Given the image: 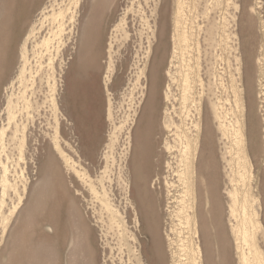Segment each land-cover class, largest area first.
Listing matches in <instances>:
<instances>
[{"label": "bare ground", "instance_id": "obj_1", "mask_svg": "<svg viewBox=\"0 0 264 264\" xmlns=\"http://www.w3.org/2000/svg\"><path fill=\"white\" fill-rule=\"evenodd\" d=\"M80 1L81 0H75L73 3L71 2L69 8L66 5V7L60 5L58 0H47L44 2V4L39 8L37 14V17L39 16L38 22L36 20L32 21L28 36L21 45L20 65L16 80L18 90H16L17 92L13 91L16 97L11 98L8 101V127L5 128V126H1L0 128V166H2L5 173V177L3 179V193L6 196L8 195L11 199H9L10 203H6L4 200L0 201V246L1 242L5 239L7 231L9 230L10 232H8L9 235L4 246L0 247V264H49L48 261L51 258L49 259L48 254L50 251L48 250L49 246L47 247L46 240L50 236V242L57 244V241L61 239V233L59 231L60 223H62L60 213H62L64 203L62 202L63 199L60 195L58 187L56 188L54 186L56 182L58 184L62 183L61 181L63 177L60 178L59 165L57 163L56 156L54 155L55 153L53 154L51 150H47L48 152L45 159L46 163L43 165L45 162L44 160L43 164L39 167L37 180L32 184L28 193V198L20 209L23 198L27 195L26 191L29 180L24 163L25 153L28 138L33 134L32 131H36L35 129L37 127H41L43 122H45L50 129L48 132L46 131L44 133V137H47L49 140L46 145L47 148L51 146L55 147L57 151L63 155L65 160H68V158H66V155L63 154L64 150L61 148V120L65 118V122L68 121L70 123L68 125H70L72 134L75 135L77 133L80 135L82 140L84 138L82 126L76 124L73 119L74 112L73 109H71L70 102H73L77 94V88L74 83L75 74L77 73V64L83 61V58L84 60L86 59L88 63H95L99 56H97L95 49L92 45H90L92 42V39L90 38L92 37L90 24H92V17L94 16L93 9L97 6V0L84 1L85 11L80 22V28H78L79 26L75 27L76 31H74L75 37L76 34L79 36V46L75 51L76 60L72 61L66 76L63 75V73H65L64 68L66 66V64L62 65L63 61L60 62V72L57 75L55 74V65L53 64L50 66L48 71H45V67L41 66L39 74L32 76V74L28 72V42L32 37H36L40 34L42 28L44 27V22L48 20L53 27L50 30L51 33H48L49 35L44 36L41 40V46L49 50L52 46L53 39H62L68 24L71 26L74 24L73 26H75L78 23L74 12H71L70 10L73 8L75 9L73 6H76V4L80 3ZM99 1H101V3H106L108 0ZM215 2L219 5L220 0H215ZM256 4L259 5L260 2L257 1ZM232 5L235 8V12L232 13V17L230 18L231 20H229L230 27H228L229 25H227L226 22H224V27L221 28V32H223L222 35L225 36V34L229 32L228 35H226L227 40L223 42V39L220 37V42L215 44L216 60L213 68L215 71L214 80L219 81V85L225 88V90L227 89V84L225 78L226 69L223 67V63L225 61L223 54L226 51H221L229 50V53L231 54L233 50H235V43L236 46L239 45L242 49L244 45L250 44V40H252V38H255L254 33L256 32V20L254 15H252V11V14H248V17L245 16L246 14H241L240 17V15L236 13L240 9L238 2L232 0ZM130 7L134 10L133 5ZM186 7V0L177 1V10L174 14L175 23L173 26H175V34L172 35L173 47L171 58L177 57L178 59L181 57L182 60L181 70L177 67L176 68L179 72H181L180 79L183 82L182 98L184 108L186 109V105L190 99L195 109H193L192 106L188 111H186V115L182 117L180 123L175 120L170 112L167 113L162 122V126L165 129L169 132L173 131L172 140L169 139V137L163 139V150L167 152L169 156L174 155L172 159H175L176 164V167H174L171 161L167 160L165 162L167 173L164 178V182L166 186L167 199H171L170 194H173L172 190L175 188V183L172 179H170V177L175 175L177 182L182 187L181 195L179 196L180 201L178 208L181 224L190 225L192 218H198L197 221L193 220L194 222H197V224L199 223V232L202 242L197 244L193 264H264V248L258 245L257 240V235L261 232L264 242V124L261 123L259 118V108L254 101L253 91L249 85V80H247L246 93L248 102L247 109H239L238 111L241 117H237L234 121V109H226V103L221 101L222 97H217L218 94L216 95L215 92L213 93L215 94V100L210 97V109H207L203 115L201 109V98L198 96L200 98L199 104H196L195 98L197 80L194 76V64L191 63V60L193 59L191 58V55L194 46L192 43L193 33L188 30L189 25L187 26L188 23L186 22ZM137 9H139V7L136 8V10ZM150 10L151 21L147 22L148 28L150 29L148 46L146 48L147 58H151L153 42L158 38L152 57L150 82L147 89H145V86L142 87L140 95L133 106L132 113L126 119V122L119 126H117L114 122V94L112 93L110 83L115 70V66L113 64L115 52L114 42H116L119 37L123 40H127L130 35L126 17L127 13H125L116 25L115 33L110 41L109 62L107 66L108 70L104 77V87L107 96L105 108L106 120L111 127L110 129L115 130L113 132L114 136L110 139L109 146L113 148L114 145L118 144L119 148L120 146L122 147L118 157L114 156L112 161V166H115L116 161H118V183L121 186V189L125 191L126 198L129 200V204L131 206H135L137 201L142 203L141 200L144 199V197L143 195L141 196V194L143 193L147 201L145 202L143 200V203L145 202V205L149 204L150 210L152 211V214H154L157 205H159V197H156L159 192L154 188L147 190L146 185L153 170L156 176L159 174L156 170V166H159L161 153L157 150V146L158 143H160L161 138L160 135H157L156 133L162 134V132H160L161 127L158 121L160 116L161 78H163L162 75H160V71L164 60H167L164 59V57L168 44L166 34L169 24L167 19L169 9H165L166 11L163 14L164 19L160 24L158 35L156 32L158 27L157 18L159 17L157 2H155L153 8ZM139 13L141 12L139 11ZM207 22L209 21L207 20ZM213 29H215L214 24ZM71 30L73 31V28ZM212 33L213 30L211 27L210 34L212 35ZM200 35L201 34H199V36ZM75 40L76 38L74 39L73 48L76 46ZM37 44L38 43H36V46H38ZM196 46V50L201 53L200 39L197 40ZM218 47L221 48V51ZM173 60L174 59H171L169 61L171 65L174 63ZM227 62L230 67L233 65L232 60L230 61L229 59ZM177 63H179V60ZM198 65L201 67L200 62ZM262 66L264 70V64ZM136 69L138 70L137 72L139 75L144 76L146 74L145 68H140L137 65ZM199 71L201 70L199 69ZM167 75H169L171 80H177V77L173 74L171 68L169 67ZM201 76L202 75L199 74L198 80L201 86H205L203 84L204 78L202 79ZM232 76L234 77V74H232ZM46 77L48 79L46 83H48L50 87L49 95L44 94L43 85ZM139 79L138 82L140 81ZM94 80L96 82V79H93L92 81ZM10 84L13 87L15 85L13 81H10L4 88L5 92L10 89ZM96 84L94 83L93 85L97 88L98 85ZM233 87H235V84L232 85V89ZM166 89L167 91H164L165 97L169 100L172 96L171 87L168 85V88ZM61 90L65 91V97L62 102L64 106L68 107V109L59 108L58 97ZM94 90L95 92H98L99 89ZM210 90L212 92L214 91L211 88ZM233 92L235 93V105H237V107H241V105H243L244 107V103L241 104V101L245 98L242 96V92H240L237 87L233 89ZM86 98L90 99L91 97L88 96ZM47 103L50 105L51 109H45V107H47ZM102 104L104 103L102 102ZM168 111L169 110L167 109V112ZM209 111L212 115V123L209 120L210 117H208ZM17 113L21 116L23 115V117L25 116L24 121H19L17 119ZM228 115L230 116L229 120ZM7 129H11L10 141L13 142L14 149H18L20 155L19 159L23 161V166L20 171L21 182L23 185L22 189L20 187L18 188L16 183H12L8 175V172L10 171L8 166L10 155L6 154V150L4 149L5 144L3 143ZM121 137H124V140H121ZM224 138H229L231 143L229 150L226 152L223 151V147L218 145L223 142ZM234 145L237 149V152L235 153L239 174L237 186H234V179L232 177L234 170ZM70 147L73 148L72 145H70ZM2 150L5 152V159L2 158ZM91 150L93 152V146L91 147ZM226 154H228L230 158H228ZM93 158L94 154L92 153L87 159L93 162ZM70 159V163L72 164L71 166L77 170L73 158L71 157ZM221 161H223V171L225 172V175L228 176L229 183H231L230 187H222L221 185ZM256 165L260 167L259 173L257 172L258 174L254 173ZM131 178L133 180L132 185ZM254 180L255 184L253 185ZM72 182L73 177H71L70 180V183ZM101 186H103V198L101 200V218L103 220V225L107 226L108 229H116L118 234L119 250L122 252L124 238L119 235L121 232L119 224L120 220L117 221L116 219V216L120 217L122 212L119 207L117 209L116 206L111 203L112 199L109 197L110 194L108 193V188L105 187L104 183ZM129 187H132V189ZM222 189L225 190L226 196L230 200L227 223L224 219V205L222 202V197L224 195ZM11 192H14L12 197L10 195ZM66 200H69L67 201V205L69 206L67 211H70V216L67 217V227L70 230V242L73 240L76 243L80 242L79 238L81 236L78 234L79 227L83 229V235L86 232V236H83L82 243L84 249L85 238L86 264H89V238L87 235V223H85V220L76 205V198H72L70 196V198H67ZM204 200L205 203H203ZM166 207L167 210H170L168 201ZM123 213H125V211H123ZM104 214L108 215V220L106 221L103 217ZM261 215L263 216L262 218ZM15 216H17V221L14 225H12L13 227H10ZM33 223L39 224V237L37 240H34L31 235V226ZM154 223L156 224L153 219V224ZM46 225L49 227H53L54 225L55 229L58 230L56 231L54 238L52 235L46 233L49 235L47 236L43 233L42 228ZM172 229L173 228H171V230ZM196 231L198 233V229ZM165 237L167 239L168 248L172 251V253H174V249L172 248V242L174 241H172L171 233L168 229L165 231ZM151 242V254L149 253L150 263L165 264V255L162 252V249H160L157 232L154 231V229L152 231ZM90 244L92 245V243ZM182 246L184 250V243H182ZM51 250L55 257L60 256L59 247L52 248L51 246ZM90 255V264H94L95 259L93 254L90 253ZM175 255H172L171 264H175Z\"/></svg>", "mask_w": 264, "mask_h": 264}, {"label": "rangeland", "instance_id": "obj_2", "mask_svg": "<svg viewBox=\"0 0 264 264\" xmlns=\"http://www.w3.org/2000/svg\"><path fill=\"white\" fill-rule=\"evenodd\" d=\"M46 1L47 0H0V128L1 126H5V128L8 127V122H9L8 111H7L8 101L11 98L16 97L13 91L17 92L16 90H18L17 89L18 84L16 83V80H17L18 68L20 65L21 45L28 36L32 21L36 20L38 22L39 16L37 17V14L39 8ZM74 1L75 0H58L60 5L62 6L66 5L68 8L70 7L71 2L73 3ZM84 1L85 0H81L80 3L76 4V6H73L75 7V9L73 8L72 10H70L71 12H74L78 20V23L75 26H73L74 24L72 26L68 24L67 29L62 36V39L59 38L53 39L52 46L50 47L49 50L41 46V40L43 39L44 36H48L51 33L50 30L53 27L51 26L50 22H48V20L44 22V27L42 28L40 34H38L36 37H32L29 40L28 42L29 71L28 72L31 73L32 76H36L37 74H39V70L41 66L45 67V71H48L50 69V66L53 64L55 65V74L56 75L59 74L61 61H63L62 65L66 64L64 68L65 73H63V75L66 76V74L70 69L72 61L76 60L75 51L79 46V38H78L79 36L78 34H76L75 37L74 31H76L75 27L79 26L78 28H80V22L81 19L83 18V14L85 11ZM177 1L178 0H108L106 3L103 2L101 3V1L97 0V4H96L97 6H95V9H93L94 16L92 17V21H91L92 24H90L92 30L91 31L92 37H90L92 39V42L90 45H92V47L96 51L95 53L97 54V56L98 55L99 56L97 61H95V63H88V61H86V59L84 60L83 58V61L77 64L76 67L77 73L75 74L76 76L74 78L75 81L74 83L77 88L76 90L77 94L73 102L72 101L70 102L71 109H73L74 112L73 119L76 124L82 126L84 138L82 140L80 135H78L77 133L75 135L72 134L70 130V125H68L70 123L68 121L65 122L66 120L65 118L61 120L60 122L61 148L64 150L63 154L66 155V158H68V160L67 159L65 160L63 158V155H61L55 147L51 146L47 148L46 145L49 140L47 137H44V133L46 131L48 132L50 129L45 122L41 124V127H37L35 129L36 131H32L33 134L28 138L24 163L26 167L27 177L29 178V180L26 191L27 195L23 198V202L20 206V209L28 198V193L30 191V188L32 187V184L37 180L38 169L46 159V154L48 152L47 150H51L53 154L55 153L54 155L56 156V160L59 165V173L61 176L60 178L63 177L61 181L62 183L58 184L56 182L54 186L56 188L58 187L60 191V195L63 199L62 202L64 203V206L62 208V213H60L61 216L60 219L62 221L59 227L60 229L59 231L61 233V239L57 241V244L50 242L51 237L49 235H52L54 238L56 231H58L55 229L54 225L53 227L51 226L49 227L46 225L45 227L42 228V231L45 235L49 234L47 235L49 237L46 240L47 247L49 246L48 250L50 251V253L48 254L49 259L50 258L52 259L48 261L49 264H83V263L86 264L85 238H84V249L82 243L83 236H86V232L83 235V229L79 227L78 234L79 236H81L79 238L80 242L78 243L75 242L76 244L73 243L71 244L70 242V230L67 227V217L70 216L69 215L70 211H67L69 207L67 205V201L69 200H66L67 198H70V196L72 198H76V205L83 219L85 220V223H87V235L89 238V264H90V256H91L90 253L93 254V257L95 259L94 264H151L149 261L150 260L149 257L151 254V247H152L151 239H152L153 229L154 231L157 232V238L159 240L160 249H162V252L165 255L164 256L165 264H171L172 255L175 254H176L175 259L177 260V261L175 260V264L176 263L193 264L195 257L194 253H195V249H197V244H200L202 242L199 232V223L197 224V222H194V220L197 221L198 218L197 217L196 219L192 218L190 225L186 224L187 225L186 226L181 224V218L179 216L178 208L180 201L179 196L181 195L182 187L177 182V178L175 177V175H172L170 179L174 181L175 188L172 190L173 194L172 195L170 194L171 199L168 200L166 193V186L164 182V178L166 177V173H167L165 162L167 160L171 161L174 167H176V164H175V159L174 160L172 159L174 155L169 156L168 153L163 150V142H162L163 139L169 137V139L172 140L173 131L169 132L167 129H165L162 126V122L164 120V117L167 115V113L170 112V114L175 118V120H177L178 123H180L182 117L186 115V111H188L193 106L190 99L188 100L186 109L184 108V104H183V98H182L183 82L180 79L181 72L178 71V69L181 70V65H182L181 57L178 59L177 57L171 58L172 47H173L172 35L175 34L174 31L175 26H173L175 23L174 14L177 10L176 9ZM186 1H187L186 22L188 23L187 26L189 25L188 26L189 32L193 33L192 43L194 46L191 55V58H193L191 60L192 61L191 63L194 64V71H195L194 76L197 80L196 93H195L196 104H199V99L201 98V105H202L201 109L204 115L205 111L207 109H210V105H209L210 97L215 100V94H213L215 92L216 95L218 94L217 97H222L221 101L226 103V109L228 110L234 109L235 114L233 116V120L235 121L237 117H241L240 113L238 112L239 109H245V110L247 109L248 102L246 98V93H247V80H249V85L253 91L254 101L256 102V105H258L259 108L258 109L259 118L261 120V123L264 124V93H263L264 70L262 66L264 64V60H263L264 59V53H263L264 52V24H263L264 0H235L238 2L240 7L238 12H236L238 15H240V17L241 14L244 15L246 14L245 16L248 17V14L253 13L252 15H254L256 20L255 21L256 32L254 33L255 38H252V40H250V44L248 45L245 43L246 42L245 41L244 43L246 45H244L242 49L241 46L239 45L236 46L235 43V50H233L231 54L229 53V50L221 51V48L218 47L221 52L226 51L223 54V56L225 57L223 67L226 69V73H225L226 84H227L226 90L221 85H219L220 84L219 81L214 80L215 71L213 68L216 60L215 44L220 42L221 38L223 39V42L226 41L227 40L226 35H228L229 33L227 32L225 36L222 35L223 32H221L222 31L221 28L224 27L225 24L224 22H226V24L229 25V20H231L230 18L232 17V13L235 12V8L232 5V0H220V2L222 3L219 2V5L216 4L215 0L213 1L186 0ZM257 1L260 2L259 5L256 4ZM155 2H157L158 11H159V17L157 18L158 27L156 29L157 35L159 32L160 24L164 19L163 14L168 9H169L168 10L169 14L167 15V19L170 25L168 24V29L166 34L168 44L164 57V59L167 60H164L163 66L160 71V75H162L163 78H161L160 116L158 121L161 127L160 132H162V134L156 133L157 135H160L161 138L160 143H158L157 146V150L161 153L159 166H156V170L157 172H159V174L158 176H156L153 170L152 175L150 176L148 183L146 185L147 190L154 188L157 189V191L159 192V193L157 192L158 194L156 195V197H159V205H157L156 203L157 205L156 211L154 214H152L149 204L147 205L141 204L142 210L144 211L143 219L145 220L144 233L148 235L147 238L148 243H144V241H142L144 239L141 238L136 239L134 237V232H135L134 227L136 225L135 224L136 212L134 209L135 207L129 204V200L126 198L125 191L121 189V186L118 183V161H116L115 166H112L113 157L114 156L118 157V154L122 147L120 146L119 148L118 144L114 145L113 148L109 146L110 139L112 136H114L113 132L115 130L110 129L111 127L106 120L105 108H106L107 96L104 87V77L107 74V70H108L107 66L109 62L108 58H109L110 41L112 40V37L115 33L116 25L118 24L120 19L125 15V13H127L126 17H127L128 27L130 30L129 32L130 35L127 40H123L119 37L116 40V42H114L115 52H114L113 64L115 66V70L112 76V81L110 83V86L112 88V93L114 94V106H115V108L113 109L114 122L117 126H119L125 123L126 119L132 113L133 106L135 105L140 95V91L142 87L145 86V89H147L150 82V68H151L154 48L158 42V38L156 39V41L153 42V51L151 58L150 57L147 58L146 48L148 46V41H149L148 36H150V29L148 28L147 22L151 21L150 9L153 8ZM132 5L134 10H132V7H130ZM138 7L139 9L136 10V8ZM138 10L141 13H139ZM206 19L209 22H207ZM213 24L215 26V29H213ZM211 27L213 30L212 35L210 34ZM228 27H230V25ZM72 28L73 31L71 30ZM200 29H202L203 31ZM199 34L201 35L199 36ZM75 38H76L75 40L76 46L75 48H73ZM197 38L200 39L202 54L196 50L197 48L196 44L198 40ZM36 43H38L37 44L38 46H36ZM170 58L174 59L173 60L174 63L172 65L169 62L171 60ZM229 59L230 61L232 60L233 65L231 67L227 62ZM176 60L177 61L179 60V63H177ZM198 61L201 63V67H199ZM137 65L140 68H145L146 74L144 76L138 74L137 72L138 70L136 69ZM168 67L171 68L173 74L177 77V80H171L169 75H167ZM199 69L201 71H199ZM199 74L202 75L201 76L202 79L203 78L205 79V80L203 79V84L205 86L200 85V82L198 80ZM232 74H234V77L232 76ZM93 79H96V82L95 80L92 81ZM138 79L140 80L139 82ZM44 80H45V83L43 85L44 94L49 95L50 87L48 83H46V81L48 80L47 77ZM10 81H13L15 85L13 87L10 84V89L7 92H5L4 88L7 86V84H9ZM94 83L95 84L97 83L96 84L98 85L97 88L95 85H93ZM233 84H235V87H233V89L237 87L240 90V92H242V96L245 97L241 101V104L244 103V107L243 105H241V107H237V105H235L236 104L235 93L233 92L232 89ZM168 85L171 87V94H172L171 99L169 100L165 97V92L167 91L166 88H168ZM210 88L214 91L212 92ZM94 89L96 90L99 89L98 90L99 94L98 92H95ZM64 95H65V91L61 90L58 97L60 109H68V107L64 106L62 102V100L65 97ZM88 96L91 98L90 99L86 98ZM102 102L104 104H102ZM46 106L47 107H45V109H51L48 103ZM192 108L195 109L194 106ZM167 109L169 110L168 112ZM208 117H210L209 120L212 123L213 120L210 111ZM24 118L25 116L23 117V115L21 116L20 114L17 113V119L19 121L20 120L24 121ZM229 119L230 116L228 115V120ZM6 132L7 133L4 136L3 143L5 144L4 149L6 150V154L10 155V159L8 161V166L10 171L8 172V175L11 182L16 183L18 185V188L20 187L22 189L23 185L21 182L20 171L23 166V161L19 159L20 155L18 149H14L13 142L10 141L11 129H7ZM124 137H121V140H124ZM70 145H72L73 148H71ZM218 145L223 147L224 148L223 151L226 152L227 150H229V147L231 145L230 139L224 138L223 142ZM92 146L94 147L93 152L91 150ZM91 152L94 154L93 162L87 159L92 154ZM235 152H237V149L236 146L234 145L233 148L234 170L232 177L234 179V183H233L234 186H237L238 185L237 180L239 179V174H238ZM1 155L3 159L6 158L5 152H3V150L1 152ZM226 156L230 158L228 154H226ZM71 157L74 160L77 170H75L74 167L71 166L72 165L70 163ZM45 163L46 160L43 165H45ZM220 166H221V174H222L221 185L222 187L224 186L230 187L231 183H229V178L228 176L225 175V172L223 171V161L220 162ZM259 169L260 167L256 165L254 169V173L255 174L257 172L259 173L260 171ZM4 177H5V173L3 171L2 166H0V201L4 200L6 203H10L11 200L10 197L8 195L6 196L3 193ZM71 177H73L72 183H70ZM103 183L105 187L108 188V193L110 194L109 197L112 199L111 203L114 204L117 209L119 207L122 212L120 216L121 218L116 216L117 221L120 220L119 224H120L121 232L119 233V235H121L124 238L123 240L124 245L122 252H120L119 250L118 237H117L118 234L116 229L115 228L108 229L107 226L103 225V220L101 218L102 215L101 200L103 198L102 196L103 186L101 185ZM132 184H133V180L131 178V185ZM254 184H255V180L253 181V185ZM129 188L132 189V187ZM222 192L224 195L222 197V202L224 205V219L227 223V217L229 214L228 207L230 200L227 198L224 189H222ZM13 193L14 192L10 193L11 197L13 196ZM167 201L170 210H167L166 207ZM203 203H205V200ZM123 211H125V213H123ZM103 217L105 221L108 220L107 214H104ZM262 217L263 216L261 215V218ZM153 219L155 220L156 224L155 223L153 224ZM16 221H17V216L14 217L10 227H13L12 225H14ZM31 228H32V232H31L32 238L34 240H37L39 237V224L33 223ZM171 228L173 229L171 230ZM167 229L171 233L172 241H174L172 242L173 243L172 248L174 249L173 250L174 253H172V251L168 248L167 239L165 237V231ZM197 229H198V233L196 231ZM8 232L9 230L5 235L4 241L1 242L0 247L4 246L7 237L10 233ZM257 237H258L257 238L258 245L264 248L262 233L260 232L257 235ZM90 243H92V245ZM182 243H184V250ZM51 246L52 248L55 247L60 248L59 257L54 256L51 250ZM144 246L145 248H143Z\"/></svg>", "mask_w": 264, "mask_h": 264}, {"label": "flooded vegetation", "instance_id": "obj_3", "mask_svg": "<svg viewBox=\"0 0 264 264\" xmlns=\"http://www.w3.org/2000/svg\"><path fill=\"white\" fill-rule=\"evenodd\" d=\"M142 195L144 197V199L141 200L142 203L140 201H137L136 205L134 206L136 208L135 209V212H136L135 213V224L136 225L134 227L135 228L134 237L136 239H139V238L144 239L142 241H144V243H148V241H147L148 235L144 233V230H145V225H144L145 220L143 219L144 211L142 210V207H141V204L145 205L146 204L145 202H147V201H146V198H145L143 193L141 194V196ZM143 197H141V198H143ZM143 200L145 201L144 203H143ZM72 243L76 244L74 240L71 242V244ZM143 248H145V246Z\"/></svg>", "mask_w": 264, "mask_h": 264}]
</instances>
